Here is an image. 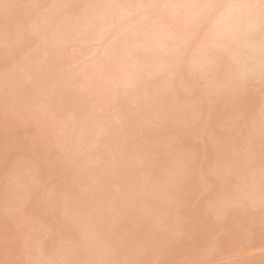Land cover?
<instances>
[{"label":"clouds","instance_id":"clouds-1","mask_svg":"<svg viewBox=\"0 0 264 264\" xmlns=\"http://www.w3.org/2000/svg\"><path fill=\"white\" fill-rule=\"evenodd\" d=\"M0 264H264V0H0Z\"/></svg>","mask_w":264,"mask_h":264}]
</instances>
